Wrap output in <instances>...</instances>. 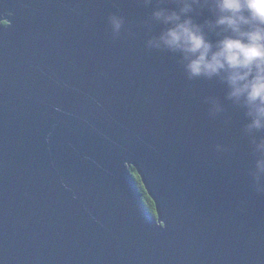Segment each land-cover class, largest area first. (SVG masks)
<instances>
[{"label": "water", "instance_id": "water-1", "mask_svg": "<svg viewBox=\"0 0 264 264\" xmlns=\"http://www.w3.org/2000/svg\"><path fill=\"white\" fill-rule=\"evenodd\" d=\"M158 6L0 0V264H264L244 111L146 47Z\"/></svg>", "mask_w": 264, "mask_h": 264}, {"label": "clouds", "instance_id": "clouds-1", "mask_svg": "<svg viewBox=\"0 0 264 264\" xmlns=\"http://www.w3.org/2000/svg\"><path fill=\"white\" fill-rule=\"evenodd\" d=\"M201 9L211 16L203 24L193 19ZM151 20L162 28L146 47L179 53L189 79H218L227 89L226 98L243 109L244 128L258 155L251 175L259 181L264 175V136L253 133L264 131V0H176L174 8L155 7ZM109 22L118 34L122 19L113 15ZM208 33L217 39L210 40Z\"/></svg>", "mask_w": 264, "mask_h": 264}, {"label": "trees", "instance_id": "trees-1", "mask_svg": "<svg viewBox=\"0 0 264 264\" xmlns=\"http://www.w3.org/2000/svg\"><path fill=\"white\" fill-rule=\"evenodd\" d=\"M130 172L132 173V175L135 177L136 181H137V185H138V190L141 192L142 194V199H143V203L145 204V206L147 207V209L153 213V204L152 202L149 200V198L147 197L146 193L144 192L142 186L139 183V179L135 173V171L130 168Z\"/></svg>", "mask_w": 264, "mask_h": 264}]
</instances>
